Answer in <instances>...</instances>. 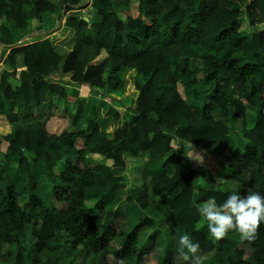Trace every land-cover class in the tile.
<instances>
[{
	"label": "trees",
	"instance_id": "obj_1",
	"mask_svg": "<svg viewBox=\"0 0 264 264\" xmlns=\"http://www.w3.org/2000/svg\"><path fill=\"white\" fill-rule=\"evenodd\" d=\"M98 3L100 23L69 16L63 38L22 46L25 35H19L29 21L39 23L35 33L50 35L45 29L46 12L58 13L62 19L86 8L84 0H61L58 5L49 0H0V42L15 47L7 59L21 54L26 68L14 70L5 80L0 77V91L12 112L33 109L32 116L43 115L32 136L8 118L10 126L4 128L0 149L20 157L22 174H31L23 150L42 155L51 190L49 198L43 197L37 179H32L22 196L17 182L0 166V264H175L174 252L154 254L159 231L150 234L148 244L140 238L157 220L148 211V198L136 200L144 217L126 232L120 230V218L106 211L110 200L91 193L104 185L111 187L113 199L127 186L133 193L143 186L145 162L180 148L175 138L202 150L221 146L222 151L229 143L238 166L232 177L237 188L231 192L264 195V0H243V9L234 7L232 0H138L135 17L123 11L120 0ZM4 20L14 26L3 31ZM6 35L10 39H3ZM223 43L227 49L221 57L204 55L203 77L198 79L195 58L189 54L192 48ZM65 54L63 86L49 79ZM172 70L190 78L187 85L199 91L196 99L212 94L209 104L190 107L177 90L165 91L166 84L177 81ZM75 85L104 98L123 89L137 116L126 119L111 135L63 130L57 123L62 111L46 96L67 106L75 104L77 98L66 87ZM215 110L230 126L214 119ZM110 111L113 120L121 118L115 108ZM251 116L256 123L245 134ZM245 138L249 143L241 150L238 144ZM62 150L71 157L56 177ZM161 166H174L175 173L154 179L160 190L168 192L159 204L171 209L170 220L184 226L189 239L199 243L198 250L211 252V264H264V222L253 240H243L232 230L212 242L198 232L196 225L203 217L195 204L194 184L213 183L210 169H192L175 155ZM231 192H213L211 197L222 203ZM240 246L253 251L252 261ZM183 255L192 264V254L187 250Z\"/></svg>",
	"mask_w": 264,
	"mask_h": 264
},
{
	"label": "crops",
	"instance_id": "obj_2",
	"mask_svg": "<svg viewBox=\"0 0 264 264\" xmlns=\"http://www.w3.org/2000/svg\"><path fill=\"white\" fill-rule=\"evenodd\" d=\"M55 5H58L61 0H49ZM86 8L82 10H77L71 12L69 15L60 18L58 13H50L46 12L48 17L44 19L45 29L50 35L46 34H37L34 32L35 28L39 25V23L34 21H29L25 32H20L19 36H24L25 39L22 42L23 45H30L35 43H40L45 40L55 38L61 39L66 34L67 30L65 27L66 19L69 16H77L82 17L88 20L90 23H100L102 21V17L99 14L100 5L98 0H84ZM233 6L238 9H243V0H232ZM122 6L123 11L124 8L129 7L123 4ZM138 11V10H137ZM126 13V12H125ZM128 14V13H126ZM138 14V13H137ZM136 14V15H137ZM136 15H131L135 17ZM7 24V30L11 26H14V22L10 21H2V30L4 29V25ZM247 30L251 31L246 24ZM245 27V28H246ZM4 31V30H3ZM256 33V30H254ZM10 39L8 35L3 37V39ZM15 47H10L6 45L4 42H0V77L2 79H6L8 75H10L14 70H21L25 71L24 59L21 54H17L12 61H9L7 58L10 52ZM247 49H251V47H246ZM198 49L204 52V55L210 53L217 57H221L225 50L227 49V43L218 44L211 46L209 48H204L201 46H195L192 48ZM253 49V48H252ZM203 55V57H204ZM67 54H65L58 66L57 69L53 70L50 76V81H54L61 85L64 84V73H63V65L66 60ZM203 57L200 58L203 60ZM195 61H196V57ZM195 65V64H194ZM196 67V66H195ZM196 70H198L196 68ZM204 70V69H203ZM198 72V79L203 77V73ZM173 77L176 78L177 82L181 83V81L189 80L188 76H180L178 75L175 70H172ZM188 78V79H186ZM69 90V93L77 98V102L75 104L66 105L63 100L57 102L54 96L48 94L46 96L47 101L50 103H57V106L62 111V116L58 118V127L62 128L63 130L66 129L68 131L80 130V131H88L91 132L93 130H99L100 132L111 135L113 134L118 128H120L126 119L131 120L137 116V111L134 107V103L130 100L127 94L123 91V89H119L120 94L115 91L109 94V98L114 99L115 102H112L109 98L100 97L95 95L94 93L90 92L87 88H84L79 85L75 86H66ZM163 89L165 91L169 90H177L181 95L184 102L190 107H205L209 104L211 98L213 97L212 94H208L204 97V99H196L195 93L196 91L199 93L197 89L194 87H189L188 85L183 88H179L178 85L170 83L166 84ZM111 107L115 108L120 114L121 118L117 121L113 120L111 117ZM33 109H21L19 111L12 112L11 106L8 102L4 100V95L0 91V145L2 143V138L4 135V128L10 126L7 119L14 123L17 127H20L21 130L27 131L30 136L34 134V132L39 129L41 125V121L43 119L42 113H35L34 116ZM219 110H215L213 112L214 119L218 122H223L219 118ZM32 116V118L26 120H22L21 117H28ZM224 124L230 126L228 122H223ZM256 117L251 116L246 119V127L248 129H252L255 126ZM12 126V125H11ZM14 126V125H13ZM173 136V133H166ZM175 143L179 144L178 149L172 151L170 154L162 157L160 160H155L152 162H145L144 171L142 176L140 177L143 186L139 187L137 190L131 192L129 186L125 189L130 191L132 195V202H124L125 195H117L115 199V206L117 210H122L126 215L121 216L117 215L116 212H110L115 214L118 218H120V230L125 231V223L130 221V219L134 218V221L137 224L139 218L142 216L144 217V211L140 208L137 204L136 200L138 198L146 197L148 198V211L157 216V220H155L154 224L150 228H146V230H153L159 231L160 237H164L169 239L170 241H175V239H181V237L186 235L184 230V226L181 223H175L174 221L170 220V216L172 214L171 209L168 206H161L159 204L160 200L167 198L168 192L160 190L156 184L154 183V179L167 176L172 177L175 173L174 166H168L167 168H162L161 163L162 161L167 160L170 156L175 155L176 157L182 156L184 158V162L191 167L192 169H197L199 167H205L212 171V178L214 179L213 183H208L204 180H198L195 182V204L199 207H202L204 201H206L213 192H231L236 190V185L232 180L237 174L238 166L232 159V155L230 153L229 143H227L224 148L221 150V146H213L208 150H202L193 148L191 144L182 143L175 138ZM249 143V140L245 138V143L238 144V147L243 150L246 145ZM193 149V158H189L188 156L192 153ZM52 154L56 153L54 150L50 151ZM25 158L29 160L31 174H22V169L19 165L20 157L16 156L12 153H4L0 149V166L5 169L8 175L17 182L18 192L24 196L27 195L32 179H37L39 184V192L43 197H50V185L45 178L44 174V162L43 157L40 154L36 153H28L26 151L21 152ZM60 160L58 163L57 168H55L54 176L58 177L59 173L65 169V162L71 155L64 152V150L60 151ZM198 155V156H197ZM201 158H200V157ZM198 159L199 161L195 160ZM21 187V188H20ZM26 189V190H25ZM49 191V192H47ZM133 208V211H129V209ZM126 217V220H125ZM130 218V219H129ZM134 225V226H135ZM133 226V227H134ZM196 228L200 234H203L207 237V240L215 242L216 239L212 237L207 229V221L202 218L196 225ZM140 234H143V232ZM127 232V231H126ZM158 238V240H159ZM197 255L207 256L209 255L211 259V252L204 253L201 249L198 250ZM209 260V259H208Z\"/></svg>",
	"mask_w": 264,
	"mask_h": 264
},
{
	"label": "clouds",
	"instance_id": "obj_3",
	"mask_svg": "<svg viewBox=\"0 0 264 264\" xmlns=\"http://www.w3.org/2000/svg\"><path fill=\"white\" fill-rule=\"evenodd\" d=\"M193 155L192 149L188 157L194 159ZM198 211L207 221L209 234L216 240L224 238L232 230L238 232L243 240H253L257 227L264 222V195L259 192L247 195L231 192L222 203H217L215 197H209ZM180 243L192 254V264H200L202 257L197 255L199 243L187 235L181 237Z\"/></svg>",
	"mask_w": 264,
	"mask_h": 264
},
{
	"label": "rangeland",
	"instance_id": "obj_4",
	"mask_svg": "<svg viewBox=\"0 0 264 264\" xmlns=\"http://www.w3.org/2000/svg\"><path fill=\"white\" fill-rule=\"evenodd\" d=\"M127 1H129V3H128L129 7L124 8V11L126 13H128V15H136L138 13V11H137L138 10V0H120V2L122 3V6H124L123 4L127 3ZM128 5H125V6H128ZM26 10L28 11L29 14L32 13V8L29 5L26 7ZM3 30L7 31V24L4 25ZM189 54H191L192 56L197 58L194 64H195L196 68L198 69L197 71H199L201 73L204 69V63H203L202 59H200V58L203 57L204 52L200 51L198 49H193V50H191V52ZM172 76H174V75H172ZM186 79H188V78H186ZM187 83H188V80H185L183 82L181 81V83H179L177 81L175 82V84L178 85L179 88L186 87ZM117 92L120 94V91L117 90ZM248 131H249V129H248V127H246L245 134H248ZM110 191H111V187L109 185H104L103 187H101L99 192L93 190L91 193H98L99 196H106L107 199L110 200L106 206L107 212L108 211L116 212L117 215L125 216L126 214L122 210L116 209V208H119L120 206H118V207L115 206V199L116 198H114V199L111 198ZM47 192H49V191H47ZM123 192H120V194L122 195V193H123V195H125L124 202L125 201L126 202H130V201L132 202L133 199L131 200V198H132L133 194L131 195L130 191H128V190H124ZM120 194L118 193V195H120ZM47 198H49V197L47 196ZM129 211L132 212L133 208L132 209L130 208ZM125 220H126V217H125ZM35 223L37 224V223H39V221L35 220ZM135 223L136 222L134 221V218L130 219V221H127L125 223V227H124L125 231H127V232L131 231L133 226L135 225ZM152 232H153V230H151V229L144 231L143 234L141 235V240L143 242H145L146 244H148V238ZM240 248L245 251L246 258L249 261H252V259L254 258L253 251L250 250L248 247H245V246H240ZM6 249L4 251H6ZM166 251L174 252V254L176 255L175 264H187L188 263V260L185 259V256L183 255L184 253H186L187 249L183 245H181L180 238L175 239V241H170L167 238L160 237L159 240L157 241V245H156V248L154 250V254L156 256H162ZM199 256L202 257L200 264H211V259L209 258L210 257L209 255H207V256L199 255ZM111 262L113 263V261H111ZM78 264H87V262L80 261Z\"/></svg>",
	"mask_w": 264,
	"mask_h": 264
}]
</instances>
